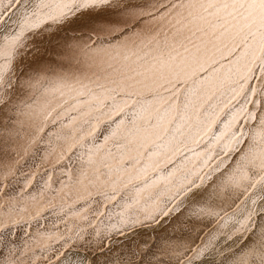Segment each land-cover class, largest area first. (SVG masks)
<instances>
[{
	"label": "snow or ice",
	"instance_id": "6c2138e0",
	"mask_svg": "<svg viewBox=\"0 0 264 264\" xmlns=\"http://www.w3.org/2000/svg\"><path fill=\"white\" fill-rule=\"evenodd\" d=\"M0 264H264V0H0Z\"/></svg>",
	"mask_w": 264,
	"mask_h": 264
}]
</instances>
